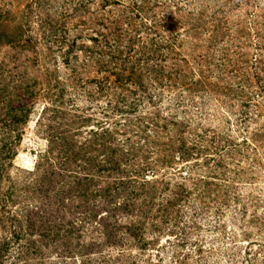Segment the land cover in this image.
<instances>
[{"label": "rangeland", "instance_id": "1", "mask_svg": "<svg viewBox=\"0 0 264 264\" xmlns=\"http://www.w3.org/2000/svg\"><path fill=\"white\" fill-rule=\"evenodd\" d=\"M0 264H264V0H0Z\"/></svg>", "mask_w": 264, "mask_h": 264}]
</instances>
